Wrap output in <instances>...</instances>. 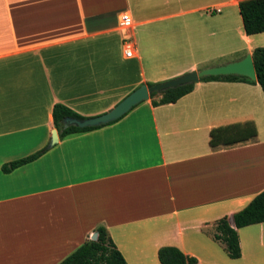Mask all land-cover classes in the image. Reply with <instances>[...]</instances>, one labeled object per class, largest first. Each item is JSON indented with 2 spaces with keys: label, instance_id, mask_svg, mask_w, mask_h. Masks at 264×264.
<instances>
[{
  "label": "crops",
  "instance_id": "crops-1",
  "mask_svg": "<svg viewBox=\"0 0 264 264\" xmlns=\"http://www.w3.org/2000/svg\"><path fill=\"white\" fill-rule=\"evenodd\" d=\"M239 22L252 43L239 0H0V264H59L99 226L129 264H161L165 245L197 264H264L252 252L264 223L238 229L237 259L215 238L218 219L264 190L260 84L199 81L176 102L150 98L65 136L53 119L56 103L96 116L144 83L198 70L197 61L180 64L183 45L193 35L212 45ZM247 121L256 137L211 145L212 129Z\"/></svg>",
  "mask_w": 264,
  "mask_h": 264
},
{
  "label": "trees",
  "instance_id": "trees-1",
  "mask_svg": "<svg viewBox=\"0 0 264 264\" xmlns=\"http://www.w3.org/2000/svg\"><path fill=\"white\" fill-rule=\"evenodd\" d=\"M239 11L242 17L244 31L247 35L264 32V0H239ZM257 79L252 80L242 75H207L201 81L222 80V81H244L252 84H260L264 92V46H258L252 51ZM148 85L154 83L149 82ZM195 83H188L179 87L169 88L160 93L151 94L152 103L155 106L178 101L181 97L194 89ZM66 117L84 116L77 113L64 103H56L53 108V119L55 126L63 136L74 132L93 130L101 126L78 127L76 125L66 126ZM119 120V119H118ZM112 121L110 123L116 122ZM258 134L253 121L245 123H232L219 126L211 131L210 143L213 147L231 146L245 142ZM41 152L27 157L14 160L3 166L5 172H9L19 166L27 164L36 159ZM235 226L231 225L229 217L224 216L216 221L215 238L225 244L228 255L237 259L242 256V247L238 229L252 224L264 223V190L257 194L251 202L234 213ZM97 239H88L73 253L62 260L59 264H129L123 253L109 235L105 226L96 228ZM158 258L161 264H197L198 259L186 254L181 248L175 245H165L159 248Z\"/></svg>",
  "mask_w": 264,
  "mask_h": 264
},
{
  "label": "water",
  "instance_id": "water-1",
  "mask_svg": "<svg viewBox=\"0 0 264 264\" xmlns=\"http://www.w3.org/2000/svg\"><path fill=\"white\" fill-rule=\"evenodd\" d=\"M242 75L251 78L252 80L257 79L255 64L252 53H249L244 59L230 62L225 65L216 67L206 68L203 70H193L178 77L169 79L164 82L154 83L148 85L147 83L142 84L140 87L133 90L126 97H124L119 103L113 108L96 116L90 117H66L64 123L66 126L76 125L78 127H90V126H101L108 124L112 121L118 120L127 114L131 109L141 102L150 99L153 92L161 93L166 89L179 87L188 83H196L201 81L203 76L207 75ZM53 142L58 141L57 131L55 130L53 136ZM232 225H235L234 219L230 218ZM98 232L92 234L91 239H97Z\"/></svg>",
  "mask_w": 264,
  "mask_h": 264
},
{
  "label": "rangeland",
  "instance_id": "rangeland-1",
  "mask_svg": "<svg viewBox=\"0 0 264 264\" xmlns=\"http://www.w3.org/2000/svg\"><path fill=\"white\" fill-rule=\"evenodd\" d=\"M239 26H241V22L234 23V25L232 26L233 31L231 33L227 34L222 31L219 39L215 40V42L212 45H208V44L205 45L206 47L202 46V43L199 40V37H197V35H193L192 40L188 43H185L183 47L180 49L181 50L180 54L182 55L180 64L189 65L192 64L194 61H197L198 64L197 68L200 71L206 68L225 65L230 62H235L244 59L252 51L250 45L254 46V48L257 46H264V37L258 36V35H262V33L255 34L253 36L254 39L252 40V43L249 44L245 42V40L242 38L240 34V29L238 28ZM242 29H243V25H242ZM167 80L169 79H164L160 82H164ZM260 89L262 91V88ZM237 94H239V92L230 91L226 94V96L227 98H231V97L233 98V97H237ZM262 95H263V91H262ZM157 97H160V93L157 95ZM233 103H237V102H233ZM228 105L229 107H233L231 101L226 102V107H228ZM263 111H264V106H263ZM261 136L262 138H264V128L261 129ZM245 244L247 245V243ZM254 248L256 252L260 254V255L256 254V257L260 256V263H263L264 242L263 245L259 247L258 246L255 247L253 245L252 252L254 251Z\"/></svg>",
  "mask_w": 264,
  "mask_h": 264
},
{
  "label": "built area",
  "instance_id": "built-area-1",
  "mask_svg": "<svg viewBox=\"0 0 264 264\" xmlns=\"http://www.w3.org/2000/svg\"><path fill=\"white\" fill-rule=\"evenodd\" d=\"M131 20L132 19L129 14L125 13L123 15V23L128 24L131 22ZM125 52L127 56H132L134 54L133 48L129 44H127Z\"/></svg>",
  "mask_w": 264,
  "mask_h": 264
}]
</instances>
